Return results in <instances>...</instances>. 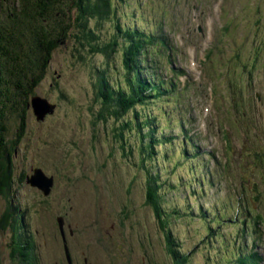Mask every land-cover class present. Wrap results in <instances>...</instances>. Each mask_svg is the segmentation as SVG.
<instances>
[{
	"label": "rangeland",
	"instance_id": "374dc122",
	"mask_svg": "<svg viewBox=\"0 0 264 264\" xmlns=\"http://www.w3.org/2000/svg\"><path fill=\"white\" fill-rule=\"evenodd\" d=\"M109 1L108 18L91 21L93 44L71 28L54 50L34 90L54 109L38 120L28 107L0 216L10 200L24 214L39 264H66L64 243L73 264L83 257L85 264H174L145 204L137 128H124L120 139V118L135 111L110 116L93 85L97 70L123 85L121 36L136 27L165 42L151 46L148 58L165 94L134 109L154 117L158 139L172 140L157 144L145 165L158 175L169 229L188 255L184 264H219L227 253L222 242L227 249L243 242L245 225L243 247H255L264 264V0ZM70 12L76 16L74 7ZM108 42V57L90 51ZM2 114L9 142L18 122ZM36 167L53 177L48 195L20 179ZM203 211L206 219L224 213L223 221L208 224ZM11 235L8 226L0 230V264L17 262Z\"/></svg>",
	"mask_w": 264,
	"mask_h": 264
},
{
	"label": "trees",
	"instance_id": "16d2710c",
	"mask_svg": "<svg viewBox=\"0 0 264 264\" xmlns=\"http://www.w3.org/2000/svg\"><path fill=\"white\" fill-rule=\"evenodd\" d=\"M34 7L39 9L38 14L32 13L31 10L22 13L16 9V6L13 9V15L11 11L6 10V7L0 10V195L4 197L8 196L13 183L12 154L23 136L28 112L27 105L47 71L54 50L69 36L71 28L83 34V38L89 44H93L94 32L90 26L92 19H105L110 13L109 0H38ZM73 7L76 16H72L70 12ZM70 36L76 35L73 33ZM121 38L124 46L123 85L111 81L108 74H105V70H97V78L93 83L96 96L102 100L105 107L111 108L109 115L114 118L121 117L129 110L135 111L132 119L120 118V139L124 128H130V126L137 128L138 137L135 142H137L139 165L144 168V171L146 170L145 204L151 208L158 221L159 228L163 232L165 248L173 256L174 264H184L188 260V255L180 253L177 239L169 229V215L161 206L159 192L161 184L158 183V175L150 172L145 165L156 156L157 144L172 142V140L158 139L159 136L154 131V117L148 113L140 116L134 109L138 102V104H144L141 101L145 98L147 102H150L148 99L165 94L166 83L158 79L160 74L153 70L148 60L153 55L150 51L151 46L153 47L154 44L162 46L165 42L158 37L154 41V37L146 35L142 29L139 30L136 27L129 28ZM111 44L110 42L102 43L100 46L94 44L90 51L100 50L108 57L107 52ZM153 79L157 81L154 82ZM5 109L8 115H14V119L18 122L14 138L9 142L6 139L8 126L2 114ZM183 139L186 143L190 141L186 135ZM24 175L25 173L21 174L20 179H24ZM256 201L258 202L257 198ZM13 205L10 200L13 210L7 207L0 216V230H5L8 226L12 231L11 257L14 258V254L16 255L15 264H39L34 239L26 226L24 214L18 212ZM174 213L176 212L173 211L171 214L174 215ZM200 214L208 224H220L224 218V213L215 214L208 219L204 211ZM246 227L245 225L239 230L243 242H239L237 246H233L232 243L230 249H227L226 242H222V248H225L227 253L221 256L219 264H261L262 257L255 247L250 252L247 247H243L248 235L245 232Z\"/></svg>",
	"mask_w": 264,
	"mask_h": 264
},
{
	"label": "water",
	"instance_id": "95a60500",
	"mask_svg": "<svg viewBox=\"0 0 264 264\" xmlns=\"http://www.w3.org/2000/svg\"><path fill=\"white\" fill-rule=\"evenodd\" d=\"M27 106L32 109L34 115L36 116V119L38 120L43 119L44 115L52 113L54 109L53 104L49 103L46 98L40 97L37 94L31 96ZM25 182L41 190L44 195H48L53 186V177L46 175L41 168L36 167L30 174H26ZM56 223L59 233L64 241L65 235L63 231V219L61 216L56 218ZM63 248L64 255L69 262V251L65 243L63 244Z\"/></svg>",
	"mask_w": 264,
	"mask_h": 264
},
{
	"label": "flooded vegetation",
	"instance_id": "af4514ba",
	"mask_svg": "<svg viewBox=\"0 0 264 264\" xmlns=\"http://www.w3.org/2000/svg\"><path fill=\"white\" fill-rule=\"evenodd\" d=\"M13 1L14 0H0V10L3 7H6V10L8 12L11 11V14L13 15V9L16 6L17 7L16 9L19 10L20 12H22V13L30 11V10L34 14H38V12H39V9L34 7L38 0H18L17 1L18 3H16V4H14ZM40 11H41V9H40ZM25 176H26V174L24 175V178H25ZM64 259H65L66 264H73V262L71 260V257H70V254H69V262L67 261L65 255H64ZM86 261H87L86 257H83L84 264L86 263ZM88 264H91V263H88Z\"/></svg>",
	"mask_w": 264,
	"mask_h": 264
}]
</instances>
